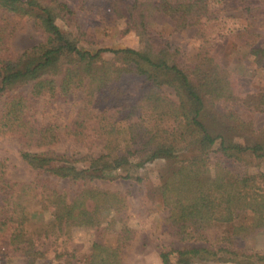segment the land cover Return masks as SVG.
I'll list each match as a JSON object with an SVG mask.
<instances>
[{"label": "trees", "instance_id": "trees-1", "mask_svg": "<svg viewBox=\"0 0 264 264\" xmlns=\"http://www.w3.org/2000/svg\"><path fill=\"white\" fill-rule=\"evenodd\" d=\"M211 1L79 0L80 12L93 15L104 29L123 22L122 34L134 32L139 38L138 49L92 53L79 48L85 32L66 3L0 0L2 15L30 18L43 36L38 45L20 55L0 50V137L15 138L20 158L37 173L33 182L12 181L0 159V239H5L7 249L20 252L29 264L43 257L28 230L39 202L51 211L46 237L50 231L64 237L74 228L101 236L111 233L124 224L127 200L118 192L90 184L122 168L142 169L161 159L170 163L157 190L167 211L164 228L170 237L197 244L203 233L215 227H226L231 236L242 239L264 231V129H254L252 122L235 111L215 110L219 102L238 101L237 89L246 81L229 70L207 44L189 65L177 48L150 31L158 13L174 21L178 32L201 26L211 12ZM232 1L246 18L264 22V0ZM58 21L76 29L78 36L64 32ZM234 39L248 50L257 67L264 68V46L256 44L258 35L243 31ZM107 52L113 54L110 61L104 59ZM134 74L143 80L136 88L125 82ZM163 88L175 98L164 96ZM259 90L250 98L255 110L264 107V89ZM78 94L84 96L83 107L65 134L84 147L86 154L75 158L49 150L38 152L58 144L62 132L56 124L37 127L31 108L46 96L65 100ZM100 105L105 106L103 113L95 115ZM112 114L138 120L117 130ZM147 116L154 118L153 124L142 120ZM95 120H99L97 125ZM120 137L123 146L115 142ZM100 141L103 147L97 155L93 145ZM228 161L238 164V171L229 168ZM252 167L263 169L251 172ZM106 213L112 217L104 223ZM133 237L134 232L123 226L115 246L94 243L87 264H125L122 251ZM172 255L177 256L176 263ZM68 257L73 255L68 253ZM160 259L162 264H264V253L194 245L162 248Z\"/></svg>", "mask_w": 264, "mask_h": 264}, {"label": "rangeland", "instance_id": "rangeland-1", "mask_svg": "<svg viewBox=\"0 0 264 264\" xmlns=\"http://www.w3.org/2000/svg\"><path fill=\"white\" fill-rule=\"evenodd\" d=\"M69 5L76 12V19L79 26L85 32V38L79 42V48L84 51L95 53L99 49H138L139 38L134 32L122 34L125 30L123 22L118 23L117 27L104 29L96 21L93 15L80 12L79 0H60ZM61 29L77 37L76 29H68L63 22L58 21ZM150 31L159 40H165L179 50L180 58L185 64L196 62L199 50L207 44L218 53L223 64L239 75L246 85L239 84L238 101L232 103L219 102L215 106L217 113L235 111L242 115L245 121L252 122L254 129H264V107L255 110L250 106L252 96L264 89V68L257 67L252 62V57L248 50L237 46L234 36L243 31L252 32L258 35L256 44L264 46V22L258 19L246 18L240 10V6L235 1L212 0L211 12L203 19L201 26H195L184 31H175V22L164 14H155L151 23ZM0 50H4L12 55H20L25 51L38 45L43 36L35 28L33 20L27 17L8 18L0 12ZM113 54L104 53V59L110 61ZM142 78L132 75L125 80L133 88L142 84ZM250 81V82H248ZM147 85H145L146 87ZM162 94L168 98H175L174 93L166 88L162 89ZM82 94L71 95L67 99L51 98L46 96L40 99L30 110L31 120L37 127H45L49 124H56L61 128V139L53 147L39 149V151H54L58 154L74 155L80 158L86 154V149L72 140L65 134V128L74 122L83 107ZM244 101H246L244 103ZM105 106L100 105L95 109V115H101ZM116 119V129L127 126L138 120L135 116L125 120L124 116L112 114ZM113 119V120H114ZM152 117H143L145 123L152 120ZM95 125L99 120L93 122ZM112 123V122H111ZM108 124L107 126L109 127ZM123 146L124 141L120 137L115 141ZM93 146L98 155L103 147V141L97 142ZM19 144L17 140L10 136L0 137V159L6 164L7 177L12 181L33 182L37 178V173L32 171L22 161L19 155ZM181 152V151H180ZM182 155H186L183 151ZM254 162V161H252ZM226 165L233 171H238V164L230 161ZM170 169V163L166 160H156L147 164L142 169L122 168L106 180L94 181L91 187L118 192L127 200L128 207L123 215V225L118 224L111 233L101 236L96 231L74 228L69 235L59 237L53 235L52 231L46 237L47 227L50 225L51 211L47 205L39 204L35 208L33 223L28 230L34 240L36 249L43 253V257L37 258L33 264H87V259L94 243L108 244L115 246L120 230L123 226L128 227L134 232L133 239L122 251L125 264H162L160 251L182 249L185 246L206 245L213 249L229 248L244 254L264 253V231L255 236L245 239L236 238L230 235L228 228L215 227L203 233V238L197 244L181 243L175 238L170 237L164 228V219L167 211L164 209L159 196L158 187L162 182V176ZM252 167L251 172L262 170ZM133 176V179H126V176ZM139 178L138 180H135ZM43 179L42 176H40ZM103 222H110L112 214L102 215ZM5 239H0V264H29L21 256L20 252H14L12 248H6ZM68 253L73 257H68ZM59 254V256H58ZM172 263L177 262V256L170 257ZM257 264V263H256Z\"/></svg>", "mask_w": 264, "mask_h": 264}]
</instances>
